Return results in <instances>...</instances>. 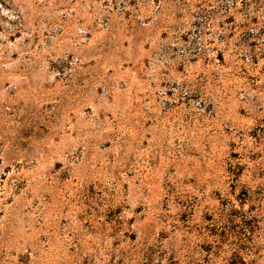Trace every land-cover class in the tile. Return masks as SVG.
I'll return each mask as SVG.
<instances>
[{
	"label": "rangeland",
	"instance_id": "rangeland-1",
	"mask_svg": "<svg viewBox=\"0 0 264 264\" xmlns=\"http://www.w3.org/2000/svg\"><path fill=\"white\" fill-rule=\"evenodd\" d=\"M0 264H264V0H0Z\"/></svg>",
	"mask_w": 264,
	"mask_h": 264
}]
</instances>
